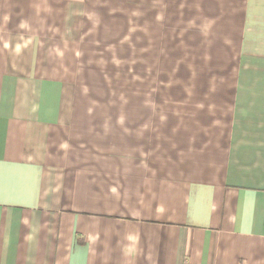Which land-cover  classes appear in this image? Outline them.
Instances as JSON below:
<instances>
[{
    "label": "crops",
    "instance_id": "crops-1",
    "mask_svg": "<svg viewBox=\"0 0 264 264\" xmlns=\"http://www.w3.org/2000/svg\"><path fill=\"white\" fill-rule=\"evenodd\" d=\"M0 264H264V0H0Z\"/></svg>",
    "mask_w": 264,
    "mask_h": 264
},
{
    "label": "rangeland",
    "instance_id": "rangeland-1",
    "mask_svg": "<svg viewBox=\"0 0 264 264\" xmlns=\"http://www.w3.org/2000/svg\"><path fill=\"white\" fill-rule=\"evenodd\" d=\"M126 66H125V74H129L130 71L128 70L129 67H132L133 60H124Z\"/></svg>",
    "mask_w": 264,
    "mask_h": 264
}]
</instances>
